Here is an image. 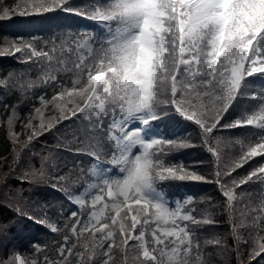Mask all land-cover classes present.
Returning <instances> with one entry per match:
<instances>
[{"label":"snow or ice","instance_id":"6c2138e0","mask_svg":"<svg viewBox=\"0 0 264 264\" xmlns=\"http://www.w3.org/2000/svg\"><path fill=\"white\" fill-rule=\"evenodd\" d=\"M5 24L0 264H264V0H0Z\"/></svg>","mask_w":264,"mask_h":264},{"label":"trees","instance_id":"16d2710c","mask_svg":"<svg viewBox=\"0 0 264 264\" xmlns=\"http://www.w3.org/2000/svg\"><path fill=\"white\" fill-rule=\"evenodd\" d=\"M73 22L78 23L81 26L88 25L90 22H86L83 20L75 21ZM0 30L5 32H12L14 30H17L14 25H3L0 26ZM12 62L10 60H2L0 61V69L7 70L9 65ZM0 147H2V144H0ZM200 155V153L197 150H188L183 153H177L174 154L175 158L177 160H183L186 163H190L197 159V157ZM168 192L173 194V196L183 194L185 192H199L201 195L203 194H213L214 190L212 189V186L210 185H186L184 187L180 188H169ZM223 230V228L221 229ZM13 232H15V229H13ZM50 234L47 233L43 229H39L37 227H30L26 229L24 232H20L16 234V238L13 241V243L20 248L22 252H28L30 251V242L33 243H42L45 240L49 238Z\"/></svg>","mask_w":264,"mask_h":264}]
</instances>
